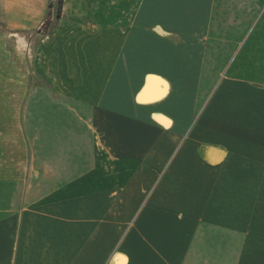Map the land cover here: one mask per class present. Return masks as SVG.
<instances>
[{
    "label": "crops",
    "instance_id": "0c3cea01",
    "mask_svg": "<svg viewBox=\"0 0 264 264\" xmlns=\"http://www.w3.org/2000/svg\"><path fill=\"white\" fill-rule=\"evenodd\" d=\"M81 2L38 49L32 157L0 177V264H264V0L178 19ZM154 35L171 41L157 54Z\"/></svg>",
    "mask_w": 264,
    "mask_h": 264
},
{
    "label": "rangeland",
    "instance_id": "374dc122",
    "mask_svg": "<svg viewBox=\"0 0 264 264\" xmlns=\"http://www.w3.org/2000/svg\"><path fill=\"white\" fill-rule=\"evenodd\" d=\"M81 1L77 0V4L76 0H67V17L78 16L77 7H81L80 14L83 13ZM156 1L159 5L154 7L158 9L157 13L154 12L155 18L165 19L169 14L178 19L183 14L198 13V0ZM100 4L101 0H91V14L96 15ZM57 12L58 0H0V177L25 173L32 157L25 131L24 106L28 94H34L41 85V78L37 73L38 49L49 41L58 28L61 18ZM97 12L100 15V11ZM63 15L62 12L61 17ZM154 24V30H158L160 35L165 34L166 29L162 23ZM163 24L177 31L183 26V22L177 20ZM185 25L189 27L187 30L191 35L184 41L193 45L197 39V36H193L197 33L193 29L197 30L198 22L190 21ZM175 40V45L183 44V39ZM170 43L171 41L167 42L163 37L157 39L154 35L155 54L166 49ZM36 125V120L31 119L29 126ZM181 168L177 172L181 173Z\"/></svg>",
    "mask_w": 264,
    "mask_h": 264
},
{
    "label": "bare ground",
    "instance_id": "6f19581e",
    "mask_svg": "<svg viewBox=\"0 0 264 264\" xmlns=\"http://www.w3.org/2000/svg\"><path fill=\"white\" fill-rule=\"evenodd\" d=\"M150 85H151V84H150ZM153 89H156V91H158V90H159V85L157 86V88L155 87V88H153ZM148 94H149V90L146 91L144 97H148ZM154 95H155L156 97H158L160 94H159V93H155ZM157 119H158L160 122H162L163 124H165L166 126H169V125L171 124V122H170L167 118H165L164 116H162V115H158V116H157Z\"/></svg>",
    "mask_w": 264,
    "mask_h": 264
},
{
    "label": "trees",
    "instance_id": "16d2710c",
    "mask_svg": "<svg viewBox=\"0 0 264 264\" xmlns=\"http://www.w3.org/2000/svg\"><path fill=\"white\" fill-rule=\"evenodd\" d=\"M63 4H64V0H58V12H57V15H58L59 18H61V16H62Z\"/></svg>",
    "mask_w": 264,
    "mask_h": 264
}]
</instances>
